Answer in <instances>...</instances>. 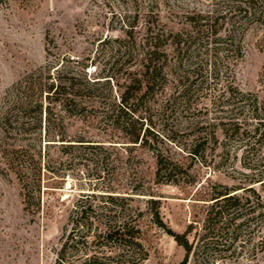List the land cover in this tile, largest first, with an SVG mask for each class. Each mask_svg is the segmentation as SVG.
<instances>
[{
  "label": "rangeland",
  "instance_id": "obj_1",
  "mask_svg": "<svg viewBox=\"0 0 264 264\" xmlns=\"http://www.w3.org/2000/svg\"><path fill=\"white\" fill-rule=\"evenodd\" d=\"M157 1H139L133 23L137 40L143 15L153 20L158 13L161 23L175 28L214 4ZM133 8L121 0H0V264H58L60 258L59 264H88V259L179 264L184 248L166 229L182 233L195 221L191 241L209 202L203 200L209 198L205 191L215 184L252 186L258 196L243 188L233 192L242 200L249 196L255 206L248 215L253 219L238 234L244 247L229 257L209 254L208 264H264V183L257 181L264 178V19L249 17L241 25V57L233 50L224 57L219 52L213 65L195 43L180 68H169L187 79L169 75L145 93L131 89L126 94L137 108L138 117L132 118L136 128L142 126V146L102 120L125 81L139 77L141 55L127 56L119 45L122 19L125 12L133 15ZM51 81L75 82L77 110L68 113L53 99H44L42 83L45 87ZM184 86L188 90L183 93ZM25 96L44 102L40 113L29 109L24 120L41 121L18 125L14 121L21 110L15 101ZM7 116L15 128L7 126L10 131L4 132ZM195 143H200L196 156L191 153ZM14 148L25 154L28 176L40 169L39 198L27 203L18 167L8 158ZM156 153L178 165L176 183L155 181ZM81 209L86 218H77L82 226L75 225ZM106 219L133 226L139 243L133 251L94 239ZM72 229L75 239L68 238L62 249ZM82 235L86 239L77 240ZM200 263L194 256L188 261Z\"/></svg>",
  "mask_w": 264,
  "mask_h": 264
},
{
  "label": "trees",
  "instance_id": "obj_2",
  "mask_svg": "<svg viewBox=\"0 0 264 264\" xmlns=\"http://www.w3.org/2000/svg\"><path fill=\"white\" fill-rule=\"evenodd\" d=\"M129 1L134 6L133 15L131 13L124 14L122 19L121 30L123 32V39L120 40V47L124 49V53L127 56L132 52L137 51L141 55L139 60L140 71L139 77H135L136 81H125L124 90L119 95L117 102L109 104L105 107V112L102 114V120L105 125L111 126L113 129L123 132L127 136L129 142L139 143L145 146L144 133H141L142 126L136 128L134 125L136 120L132 118L137 112V108L134 103H130L129 95H126L131 89L134 92L141 90L147 92L153 89L154 86H159L162 81H166L167 78L172 76L173 79L181 80L185 75H178L170 71V67L180 68L183 55L187 53L192 44L200 46V53H204L205 57L214 65L215 60L224 57L228 51L233 50L237 57H241L243 49L241 40L243 37L241 25L249 19V17H262L264 19V0H214L213 8L207 13L200 12L195 13L193 16H187V21L178 27H167L165 23H161L159 20V14L156 13L153 20L148 19L150 15H143V32L139 40H137L134 31V21L137 18V14L140 9L139 1H146L147 4L159 3L157 0H121ZM151 8V6H150ZM152 10V9H150ZM151 14V13H147ZM152 17V16H151ZM230 25V29L226 31V26ZM237 37L236 43L234 39ZM216 44V45H213ZM234 44V48H233ZM199 49V50H200ZM212 56V57H211ZM172 73V74H171ZM188 78L187 76L185 77ZM25 85V84H24ZM46 85V84H45ZM135 85V86H134ZM74 81H62L60 83H54L51 81L44 87L42 83L41 94L46 92L44 99L47 102H51L53 99L56 103L61 105L68 113H73L77 110L78 103L75 100L74 93ZM188 90V86L181 88L184 93ZM55 94L56 97L51 96ZM129 94V93H128ZM43 100L32 97H23L20 101H15V104L20 108L21 113L18 119H15V123L18 125L26 124V121L36 122L41 121V118L30 117L29 120H24L29 113V109L38 110L40 113L43 108ZM50 109L49 107H47ZM49 113V111H48ZM138 117V116H135ZM49 119V115H48ZM12 120L9 116L4 117L3 127L4 132L13 130ZM139 122H142L140 120ZM28 123V124H29ZM262 123L259 121V125ZM142 125V123H140ZM7 126L10 130H7ZM259 130L258 127L255 129ZM200 143H195L191 149V153L196 156L199 152ZM25 154L21 148H14L11 153L8 154L10 162L17 165V172L22 177L21 187L23 190V197L27 203V199L36 197L39 198L40 192V169L33 173V176H28L30 170H27ZM36 161V159H33ZM154 178L157 183H176L175 176H178V165L167 157H163L161 154H155V170ZM264 178L257 179L264 183ZM249 191L252 195L257 197L255 189L250 187H235L231 188L226 185L215 184L207 188L205 193L209 197L203 199L209 201L205 203L203 209V217L200 219L199 231L195 232L196 235L190 241L188 235L192 232V225L195 221L189 223L187 228L182 233H176L170 228L166 229V232L170 234L176 243L184 248L185 254L179 264H188L190 257L194 256L196 260L200 258L203 263L208 264L209 254H219L218 257L233 256L235 255L237 247H244V244L239 241V232L243 225L253 219L248 217L249 214L255 212V206L249 203V196L241 199L240 195L233 193L235 190L241 189ZM110 199H113L108 195ZM85 209L76 211L75 213V225H81L80 220L77 218L85 217ZM247 216L246 218H244ZM154 217L160 226H164L163 222L159 218L157 212L154 213ZM238 218H244L240 222H236ZM131 226V225H130ZM124 220L116 221L106 219L103 222V228L95 233V240H105L114 243L120 249H135V245L139 243L135 241V235L131 231V228ZM70 232L65 242L62 244V249L67 245V242L75 239L73 234L75 229ZM79 238V239H78ZM77 240H85L86 235L79 236ZM210 252V253H209ZM240 252V251H239ZM223 254V256L221 255ZM206 260V261H205ZM88 264H105L95 260H89ZM61 258L58 260V264L61 263ZM199 262V261H198Z\"/></svg>",
  "mask_w": 264,
  "mask_h": 264
}]
</instances>
